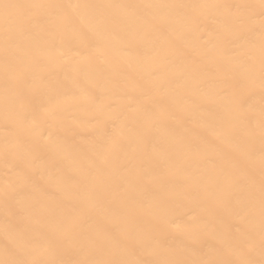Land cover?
Wrapping results in <instances>:
<instances>
[{
	"label": "bare ground",
	"instance_id": "6f19581e",
	"mask_svg": "<svg viewBox=\"0 0 264 264\" xmlns=\"http://www.w3.org/2000/svg\"><path fill=\"white\" fill-rule=\"evenodd\" d=\"M0 264H264L261 0H0Z\"/></svg>",
	"mask_w": 264,
	"mask_h": 264
},
{
	"label": "snow or ice",
	"instance_id": "6c2138e0",
	"mask_svg": "<svg viewBox=\"0 0 264 264\" xmlns=\"http://www.w3.org/2000/svg\"><path fill=\"white\" fill-rule=\"evenodd\" d=\"M261 2H262V5H264V0H261ZM4 7L7 8L8 5H4Z\"/></svg>",
	"mask_w": 264,
	"mask_h": 264
}]
</instances>
